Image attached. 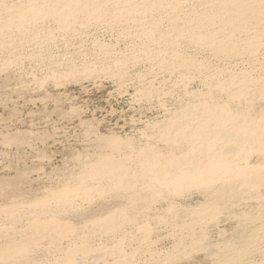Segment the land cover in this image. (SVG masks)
<instances>
[{
    "label": "rangeland",
    "instance_id": "1",
    "mask_svg": "<svg viewBox=\"0 0 264 264\" xmlns=\"http://www.w3.org/2000/svg\"><path fill=\"white\" fill-rule=\"evenodd\" d=\"M62 1L0 0V264H218L236 250L240 257L233 264H264V232L257 228L264 178L251 185L237 173L245 167L248 175L258 170L264 177V147L244 143L238 157L224 155L225 162L221 157L217 163L230 170H216L213 177L202 172L189 186L156 188L134 177L143 159L178 157L198 147L192 135L206 125L198 123L204 106L217 104L262 127L264 41L227 55L189 39L203 31L194 23L205 9L217 11V0L176 6L173 0H96L101 12L92 20L83 12L68 25L48 14L40 20L28 15L23 29L13 27L30 5L75 9ZM6 21L11 27L3 26ZM213 21L206 31L218 29V18ZM188 28L194 30L188 34ZM237 33L230 41L240 45L244 37ZM102 158L120 163L127 182L116 187L107 174L96 175ZM117 210L110 224L105 216ZM82 244L84 251L76 248ZM24 247V255L15 257ZM95 248L103 254L98 260Z\"/></svg>",
    "mask_w": 264,
    "mask_h": 264
},
{
    "label": "bare ground",
    "instance_id": "2",
    "mask_svg": "<svg viewBox=\"0 0 264 264\" xmlns=\"http://www.w3.org/2000/svg\"><path fill=\"white\" fill-rule=\"evenodd\" d=\"M62 1V0H61ZM65 1V0H64ZM64 1H62V5L66 2V4L67 3H73L76 7H75V9L74 8H72V9H74V10H71V9H68V7L66 6V4H65V6L64 7H67V8H65L64 10L63 9H61V11L59 10V11H57L58 9L57 8H59L58 6H57V10H50V11H48V10H42V9H40L39 7H36V5H30V6H28V8L27 9H24L23 11L21 10L20 11V17H21V19H20V17L18 18V19H20L19 21H18V23H16L13 27H15V28H17V29H15V30H18V29H23V27H25V24H24V22L26 21H24V19L28 16V15H33V16H35L36 18H40L41 19V17L40 16H42L43 17V15H44V17H45V15L46 14H48V15H51L50 17H54L55 19H58V21H61L64 25H68L69 24V20H72L71 18L73 17L74 18V14H77V13H75V12H83V14H85L86 16H87V19L88 20H92V19H94L100 12H101V7H100V5H98V3L96 2V0H91L89 3H86V1L85 0H81V1H78V0H68V2H67V0L64 2ZM128 1V0H127ZM158 1V0H157ZM166 1V0H165ZM181 0H173V2H172V4L174 5V6H176V4H179V2H180ZM186 1V0H185ZM207 1V0H206ZM213 1V0H212ZM211 1V2H212ZM64 2V3H63ZM145 2V1H144ZM147 2V1H146ZM145 2V3H146ZM156 2V1H155ZM162 2V1H161ZM159 3V4H161L162 5V3ZM164 2V1H163ZM190 2V1H189ZM201 2V1H200ZM215 2V1H214ZM217 11H215L214 13H211V12H207L206 11V9H205V12H203V10H202V12L205 14H203L205 17L201 20V19H199L198 21H196L195 23H194V25H195V27H197V26H199V28L200 29H203V33L201 32H193V33H191V31L192 30H194V28L190 31V29L188 30V31H190V32H188V34L189 33H191L190 35L191 36H189V39L192 37V41L194 42V40H195V42H201V41H205V43L206 44H212L211 46H212V48L213 49H211V50H214V51H216L217 53L218 52H220V53H224V54H227V55H237L238 53H240V51H241V49L243 50L244 48H246V49H248V51L249 50H255L256 48H258L259 47V45H261V41L263 42L264 41V0H217ZM56 3V2H55ZM100 3V2H99ZM145 3H144V5H145ZM149 3V2H148ZM151 3V2H150ZM152 3H153V1H152ZM183 3V2H182ZM206 3V2H205ZM132 4V3H131ZM156 4H158V3H156ZM167 4V3H166ZM203 4V3H202ZM72 5V4H71ZM70 5V6H71ZM143 5V4H142ZM141 5V6H142ZM148 5V6H147ZM153 5H154V3H153ZM160 5V6H161ZM197 5V4H196ZM68 6H69V4H68ZM70 6H69V8H70ZM146 6V7H145ZM144 7L146 8L145 10H147V8H151L150 6H149V4H146ZM159 6V7H160ZM163 6V5H162ZM73 7V6H72ZM116 7V6H115ZM114 7V8H115ZM154 7H155V5H154ZM207 7V6H206ZM62 8V7H61ZM136 8V7H135ZM143 8V7H142ZM213 8V7H212ZM216 8V7H215ZM214 8V9H215ZM53 9V8H52ZM139 9V8H138ZM163 9V8H162ZM178 9V8H177ZM182 9V8H181ZM116 10V9H115ZM132 10V9H131ZM134 10V9H133ZM143 10H144V8H143ZM170 10V9H169ZM137 11V10H136ZM155 11V10H154ZM160 11V10H159ZM112 12V11H111ZM138 13V12H137ZM143 13V12H142ZM190 14V13H189ZM195 14V13H194ZM197 14V13H196ZM79 15V14H78ZM139 15V14H138ZM192 15V14H191ZM202 15V14H201ZM202 15V16H203ZM76 16V15H75ZM29 17V16H28ZM31 17V16H30ZM138 17H140V16H138ZM172 17V16H171ZM36 18H34V19H36ZM172 18H174V17H172ZM193 18V17H192ZM217 19L218 18V20H219V27H217L218 29L216 30V29H214V31H206L205 30V28H208L207 26H209L210 24H212V21L214 20V19ZM27 19V18H26ZM31 19H32V17H31ZM31 19H30V21H31ZM33 19V20H34ZM39 19V20H40ZM8 20V19H7ZM29 20V19H28ZM142 20V19H141ZM176 20V19H175ZM195 20H197V19H195ZM194 20V21H195ZM151 21V20H150ZM188 21V20H187ZM1 22V21H0ZM34 21H32V23H33ZM92 22V21H91ZM214 22V21H213ZM217 22V21H216ZM12 23H13V21H12ZM56 23V22H55ZM77 23V22H76ZM217 23V24H218ZM0 24H2V23H0ZM11 24V23H10ZM9 23H7V21L5 22V23H3V26H6V28L8 27H11V25H10ZM14 24V23H13ZM28 24V23H27ZM93 24V23H92ZM211 26V25H210ZM60 27H61V25H60ZM68 27V26H67ZM150 27V26H149ZM185 27V26H184ZM38 28V27H37ZM198 28V29H199ZM4 29V28H3ZM11 29V28H10ZM71 29V28H70ZM179 29H181V28H179ZM195 29H197V28H195ZM199 29V30H200ZM6 30H9V29H6ZM13 30H14V28H13ZM183 30V29H182ZM178 31H180L181 32V30H178ZM185 31H187V30H185ZM196 31V30H195ZM21 32V31H20ZM235 32L237 33H240V34H242L243 35V37H244V40H243V42L241 41V43L242 44H234V43H232L231 41H230V39L234 36L233 34H235ZM143 33V32H142ZM149 33V32H148ZM184 33V32H183ZM237 33V34H238ZM151 35V37H149V38H153L154 37V34H152V32L150 33ZM181 34V33H180ZM184 34H186V32L184 33ZM187 34V35H188ZM144 34H142V36H143ZM178 35V34H177ZM186 35V36H187ZM184 36V35H183ZM238 36H239V34H238ZM170 37H173V36H170ZM178 37V36H177ZM219 37L221 38V37H225L227 40H224V39H222V40H220L219 39ZM237 37V36H236ZM169 38V37H168ZM234 39V38H233ZM155 40V39H154ZM173 40V39H172ZM240 40V39H239ZM188 41V40H187ZM208 43H207V42ZM151 42V41H150ZM156 42V41H155ZM163 42V41H162ZM190 42V41H189ZM171 43V42H170ZM238 43H239V41H238ZM173 44V43H172ZM167 45V44H166ZM174 45V44H173ZM195 45V44H194ZM202 45V44H201ZM264 45V44H263ZM200 46V45H199ZM210 46V47H211ZM201 47V46H200ZM210 49V48H209ZM213 51V52H214ZM242 52V51H241ZM244 52H245V50H244ZM243 52V53H244ZM219 53V54H220ZM250 53V52H249ZM251 53H253V52H251ZM222 55V54H221ZM175 56V55H174ZM179 56V55H178ZM225 56V55H224ZM226 57V56H225ZM179 58H180V56H179ZM185 62H187V61H185ZM184 63V62H183ZM188 64V63H187ZM186 65V64H185ZM189 65V64H188ZM187 66V65H186ZM245 86V85H244ZM241 87V86H240ZM262 89V88H261ZM260 89V90H261ZM233 90V89H232ZM264 90V89H263ZM241 91V90H240ZM230 93H232V92H230ZM238 93H240V92H238ZM237 93V94H238ZM244 93V92H243ZM260 93V92H259ZM236 94V95H237ZM231 95V94H230ZM240 95H242V94H240ZM232 96H234V94L232 95ZM239 97V96H238ZM231 98V97H230ZM229 98V99H230ZM234 98V97H233ZM237 98V97H236ZM232 99V98H231ZM238 99V98H237ZM236 99V100H237ZM241 103V102H240ZM194 104H196V103H194ZM204 104V103H203ZM202 104V105H203ZM212 105V104H211ZM210 105V106H211ZM217 105V104H216ZM216 105L214 106V107H206V106H204V107H202L201 109H203L202 110V113H201V111L199 112V113H201L200 115H202V120L200 121V122H198L199 124L201 123H203L202 121L204 120V122H206V125L205 124H203V125H201L200 127H198V130L196 131V132H194L193 133V135H192V137L195 139V141L194 142H197L198 141V143H196V144H199L198 145V147L196 146V144H195V148L197 149H200V151L198 152L196 149L194 150V151H192L193 149H192V147H190V150L187 152V153H182V155H179L178 154V157H177V155H176V157H173V155H172V157L170 156V157H164V158H166L165 160H164V158H163V160H161V159H155V160H153L154 158H156V157H154V156H156V155H154V156H152L151 155V157H154L153 159L152 158H150L151 160H142L141 161V163H139L138 165H139V167H138V169H141V172H139V173H134L135 174V176H134V174H132L138 181H139V178H141V180L143 179L144 180V182H145V184H147L148 183V185H153L154 187H156V186H160V188H167V187H170V186H173V185H176V183H178V182H182L181 184H185V182L187 183H191V182H195L196 181V177H198L199 178V176L201 177V173L202 172H208V173H210L211 175H209V177H213V175H214V173L215 172H217V171H219V170H225V171H228V170H230L231 168H229V167H227L226 165H224L223 167L221 166V165H219V164H217L220 160H221V157L223 158V156L224 155H227V156H229L230 154L231 155H234V157L236 156L235 154H237L236 152L237 151H239V150H241L240 149V146H243L244 147V143H247L249 146L250 145H252L251 147L253 148L254 146L256 147H260L261 149H263L262 147H264V121L261 123V125L260 126H262V127H258V126H256V125H254V123L256 124L257 122H253L252 121V124H248L247 125V121L246 122H241V121H239L238 119L240 118H238L237 116L236 117H234L233 116V114H229L228 113V110L227 109H225V110H227V112H224V109L222 110V109H220V108H218V106L216 107ZM219 106H221V105H219ZM224 106V107H223ZM199 107H201V104L199 105ZM222 108H225L226 106L225 105H222L221 106ZM192 108V107H191ZM190 108V109H191ZM190 109H189V111L187 110V112L189 113V112H191L190 111ZM194 109H198V105H197V107L195 106L194 107ZM201 109H199V110H201ZM260 109V108H259ZM192 110V109H191ZM198 111V110H197ZM186 112V111H185ZM187 112H186V115H187ZM196 112V111H195ZM232 112V111H231ZM191 113H193V115H195L194 114V112H191ZM263 114V113H262ZM185 115V116H186ZM190 115V114H189ZM198 115V116H197ZM196 116L200 119V115L199 114H197ZM180 116H183V114L181 115L180 114ZM260 116V115H259ZM179 117V116H178ZM191 117V116H190ZM189 117V118H190ZM196 117V118H197ZM247 117V116H246ZM188 118V117H187ZM195 118V117H194ZM194 118H192V119H194ZM195 118V119H196ZM248 118V117H247ZM257 118V117H256ZM185 119V118H184ZM183 119V120H184ZM242 120L244 119V118H241ZM240 119V120H241ZM254 119V118H253ZM182 119H181V122H184ZM186 120V119H185ZM240 122H238V121ZM178 121H179V119H178ZM189 121V120H188ZM196 121V120H195ZM233 121H235V122H233ZM173 122V121H172ZM171 122V123H172ZM190 123H191V120L189 121ZM213 123V124H211L210 125V123ZM250 122V120H248V123ZM178 123H180V122H178ZM186 123V122H185ZM184 123V124H185ZM188 123V122H187ZM186 123V124H187ZM196 123V122H195ZM234 123H236V125H234ZM243 123H246V125H242ZM251 123V122H250ZM177 124V123H176ZM174 125V123H173V126H178V125ZM197 124V123H196ZM207 124L208 125H210L211 127H209V126H207ZM214 124H219V125H217V126H215ZM234 126H233V125ZM194 125V124H193ZM212 125H214V126H212ZM173 126H172V128H173ZM180 126L182 127V125L180 124ZM184 126V125H183ZM188 126H189V124H188ZM204 126H207V127H203ZM191 127V126H190ZM194 127H195V125H194ZM193 127V128H194ZM177 127H175V129H176ZM178 128H179V131H178ZM178 128H177V132L179 133L180 132V127L178 126ZM185 128L186 127H183V129L182 130H184L185 131ZM197 128V127H196ZM171 129V128H170ZM174 129V130H175ZM190 129V128H189ZM195 130V129H194ZM194 130H192V131H194ZM172 131V130H171ZM171 131H170V134H171ZM183 131V132H184ZM189 132H190V130H188ZM188 131H187V128H186V132L188 133ZM191 131V132H192ZM168 132V131H167ZM175 132V131H174ZM173 132V133H174ZM177 132H175V133H177ZM177 133V134H178ZM167 134V133H166ZM184 134V133H183ZM190 134V133H189ZM164 135V134H163ZM174 135H176V134H174ZM180 135V134H179ZM178 135V137H180ZM165 136V135H164ZM186 136H188V135H186ZM185 136V134H184V137H186ZM166 137V139L167 138H169L168 137V134H167V136H165ZM172 137H175V136H172ZM183 137V138H184ZM190 137V139L192 138L191 136H189ZM188 137V138H189ZM171 138V137H170ZM169 138V139H170ZM177 138V137H176ZM182 138V137H181ZM182 138V139H183ZM165 139V138H164ZM173 139V138H172ZM171 139V140H172ZM185 139H187V138H185ZM115 144L116 143H118L117 142V139L114 141L113 139H111ZM173 140H175V139H173ZM184 140V139H183ZM189 140V139H188ZM218 140H220V142H221V144L220 145H218V144H216L215 145V143L218 141ZM176 141V140H175ZM187 141V140H186ZM192 141V140H191ZM191 141H189V142H191ZM219 141H218V143H220ZM193 143V142H192ZM242 143H243V145H242ZM171 144V143H170ZM253 144H255V145H253ZM187 145V144H186ZM193 145V144H192ZM218 145V146H217ZM185 146V145H184ZM248 147V146H247ZM247 147H245V148H247ZM257 147H256V149H257ZM259 148V149H260ZM182 149V148H181ZM250 149V148H249ZM197 151V152H196ZM246 151V150H245ZM241 152V151H240ZM244 153V152H243ZM162 155V154H161ZM239 155V154H238ZM164 156V155H163ZM162 156V157H163ZM200 156V157H199ZM227 156H225V157H227ZM148 157H150V156H148ZM236 157H238V156H236ZM244 157V156H243ZM145 158V157H144ZM253 158V157H252ZM145 159H149V158H145ZM225 159H227V158H225ZM225 159L223 158V160H222V163H223V161L225 162ZM244 159V158H243ZM232 160V159H231ZM114 161V160H113ZM161 161H163V162H161ZM239 161H240V159H239ZM244 161H246V160H244ZM246 162H248V161H246ZM95 163H97L95 166V168L93 169V167H92V169H93V171L94 170H96V171H94L95 173L97 172L98 174H96V175H101V174H107L108 175V177H110V178H113L114 179V183H115V185L116 184H122L123 182H127V180L126 179H124L123 180V178H125V177H123V173H121L122 174V176H121V174H120V171L121 170H124L123 169V167H120L121 165H119L120 163H118V165L115 163V162H112L111 161V159H109V158H105V159H99L97 162H95ZM246 164H248V163H246ZM124 165V164H123ZM122 165V166H123ZM233 165V164H232ZM231 165V166H232ZM236 165V164H235ZM244 165V164H243ZM249 166V165H248ZM222 167V168H221ZM240 167V166H239ZM252 167V166H251ZM241 168V167H240ZM237 169L238 170H242V169H246L245 167L244 168H242V169H239L238 167H237ZM217 170V171H216ZM233 170V169H232ZM92 171V172H93ZM215 171V172H214ZM223 171L221 172V173H223ZM237 171V170H236ZM236 171H234V172H236ZM240 171H237V173L238 174H242V177L245 179V180H243V182L245 181V182H250V184L252 185V184H255L256 185V183L258 184V182H259V184L260 183H262L263 181V173H259V171L258 170H256V175H254L253 173L251 174V175H248L247 173H245V170L243 171L242 170V172H240ZM262 171V170H261ZM122 172H125V171H122ZM229 172H231V171H229ZM246 172H247V170H246ZM253 172V171H252ZM133 173V172H132ZM220 173V174H221ZM250 173V172H249ZM228 174V173H227ZM230 174V173H229ZM236 174V173H235ZM99 175V176H100ZM125 175H127V174H125ZM206 175V174H205ZM231 175V174H230ZM98 176V177H99ZM105 176V175H104ZM208 176V175H207ZM226 176V175H225ZM134 177H133V179H134ZM209 177H208V180H209ZM220 177V176H219ZM234 177V176H233ZM127 178H128V175H127ZM207 178V177H206ZM230 178V177H229ZM132 179V178H131ZM132 179V180H133ZM219 179V178H218ZM223 179V178H222ZM232 179V178H231ZM112 180V179H111ZM135 180V179H134ZM133 180V181H134ZM142 180V181H143ZM198 180V179H197ZM199 180H201V178L199 179ZM207 180V179H206ZM213 180V179H212ZM225 180V179H224ZM247 180V181H246ZM238 181V180H237ZM241 181V180H240ZM239 181V182H240ZM134 182H136V181H134ZM141 182V181H140ZM139 182V183H140ZM208 182V181H207ZM206 182V183H207ZM220 182V181H219ZM222 182V181H221ZM226 182H229L228 180L226 181ZM247 182V183H248ZM180 183H179V188H180ZM188 183H187V185H188ZM199 183V182H198ZM205 183V182H204ZM209 183V182H208ZM224 183H225V181H224ZM236 183V182H235ZM112 184V183H111ZM223 184V183H222ZM118 185H116V187L118 186ZM136 185V184H135ZM254 185V186H255ZM112 186H114V185H112ZM189 186V185H188ZM223 186V185H222ZM225 186H227V184L225 185ZM184 187H186L185 185H184ZM214 187V186H213ZM238 187V186H237ZM257 187V186H256ZM260 187V186H259ZM258 187V188H259ZM157 188V187H156ZM226 188V187H225ZM225 188H223V189H225ZM230 188H231V184H230ZM234 187H233V184H232V189H231V191L233 190H235V189H233ZM252 188H253V186H252ZM169 189H171V187L169 188ZM207 189V188H206ZM216 189V188H215ZM226 189H228V188H226ZM241 189V188H240ZM251 189V188H250ZM257 189V188H256ZM149 190V189H148ZM156 190V189H155ZM212 190V189H211ZM237 190V189H236ZM248 190V189H247ZM209 191V190H208ZM230 191V190H229ZM232 191V192H233ZM211 192V191H210ZM217 192V191H216ZM235 192H237V191H235ZM242 192V191H241ZM263 192V191H262ZM209 193V192H208ZM220 193V192H219ZM224 193V192H223ZM226 193V192H225ZM221 195H222V192L220 193ZM228 194V193H227ZM208 195V194H207ZM217 195V194H216ZM65 196V195H64ZM259 196V195H258ZM67 197V196H66ZM68 198V197H67ZM212 198V197H211ZM221 198H222V196H221ZM240 198V197H239ZM262 198V197H261ZM69 199V198H68ZM223 199V198H222ZM222 199H220V200H222ZM240 200V199H239ZM264 203V202H263ZM262 204V203H261ZM202 205V204H201ZM248 205V204H247ZM209 206V205H208ZM257 206V205H256ZM260 206V205H259ZM201 208V207H200ZM203 208V207H202ZM186 209V208H185ZM204 209V208H203ZM257 209V208H256ZM202 210V209H201ZM201 210H199V211H201ZM198 211V212H199ZM45 212V211H44ZM119 212L121 213V211H115L114 213H110V214H108V215H106L105 216V219L106 220H108L109 222H110V224L111 223H114V219L119 215ZM194 212V211H193ZM190 213V212H189ZM196 213V212H195ZM202 213V212H201ZM198 214V213H197ZM259 214V213H258ZM43 215V214H42ZM200 215H202V214H200ZM199 215V216H200ZM203 215H204V213H203ZM202 215V216H203ZM38 216V215H37ZM46 217V216H45ZM196 217L197 218H199L197 215H196ZM262 218V221H261V223H258L259 225L257 226V228H258V230H262V232H264V216L262 215L261 216ZM196 218V219H197ZM195 218H194V220H196ZM202 219V218H201ZM15 220H18V219H15ZM36 220V219H35ZM48 220V219H47ZM51 221H53L52 219H50ZM49 220V222H51ZM199 220H200V218H199ZM34 221V220H33ZM44 221V220H43ZM39 221H37L36 223H38ZM46 222H48V221H45V223ZM197 222H199V221H197ZM44 222H42L41 224H40V222L38 223V224H40V225H42ZM44 223V224H45ZM59 223V222H58ZM57 223V224H58ZM32 225H33V223H31ZM37 224V225H38ZM52 224V222L50 223V226H52L51 225ZM55 224V223H54ZM196 224V223H195ZM36 225V224H35ZM37 225L34 227L35 229H36V227H37ZM46 225V224H45ZM255 225V224H254ZM39 226V225H38ZM47 226H49V223H48V225ZM60 226H61V224H60ZM40 228H41V226H39ZM53 227H55V226H53ZM58 228H60L61 229V227H59V226H57ZM56 227V228H57ZM47 228V227H46ZM49 228V227H48ZM47 228V229H48ZM111 228H112V226H111ZM43 229V228H42ZM41 229V230H42ZM37 230H38V228H37ZM56 230V229H55ZM62 230V229H61ZM60 230V231H61ZM47 231V230H46ZM57 231V230H56ZM42 232H44V230L42 231ZM261 233V232H260ZM189 234V233H188ZM257 234H259V233H255L253 236H257ZM251 235V234H250ZM260 238V237H259ZM236 239V238H235ZM260 239H262V241L264 242V236H262L261 235V238ZM247 241V240H246ZM254 241H256V240H254ZM253 241V242H254ZM260 244V243H259ZM13 246H15V245H13ZM89 246H90V244H89ZM94 246V245H93ZM16 247V246H15ZM22 247V246H21ZM27 247V246H26ZM26 247H24V248H22V249H18L17 250V252L15 251L13 254H15L16 256L15 257H20L21 255L23 256L24 255V253L26 252ZM84 247V248H83ZM85 247H87V246H85V244H82V245H79L78 247H76L77 249H79V250H81L82 248L83 249H85ZM234 247V246H233ZM75 248V249H76ZM81 248V249H80ZM82 249V250H83ZM237 249V248H236ZM14 250V249H13ZM88 250V249H87ZM240 250V249H239ZM245 250V249H244ZM1 251V250H0ZM84 251V250H83ZM257 251V250H256ZM264 251V250H263ZM3 252V251H2ZM93 252V254H94V260H98L103 254L101 253V250H99V249H97V248H95V250L94 251H92ZM230 252V251H229ZM7 253V252H6ZM72 253V252H71ZM224 253V252H223ZM242 253V252H241ZM91 254V253H90ZM109 254H110V252H109ZM1 256V255H0ZM71 256V255H70ZM240 257V253L236 250L235 251V253L232 255H228V257H225V258H223L221 261H218L217 263L218 264H226V262L227 261H230L231 262V264H233L232 262L236 259V257ZM3 257V256H2ZM4 258V257H3ZM9 258V257H8ZM71 258V257H70ZM251 258V257H250ZM260 258V257H259ZM14 259V258H13ZM116 259V258H115ZM114 259V260H115ZM20 260V259H19ZM1 261V260H0ZM237 262V261H236ZM263 262V261H262ZM261 262V263H262ZM1 263V262H0ZM92 263V262H91ZM113 263V262H112ZM241 263V262H240ZM260 263V264H261ZM71 264H84L83 263V261H82V259H79L78 261H76L75 263H71ZM94 264V263H93ZM110 264H111V262H110ZM211 264H212V261H211ZM238 264V263H237ZM250 264H251V262H250ZM257 264V263H256Z\"/></svg>",
    "mask_w": 264,
    "mask_h": 264
}]
</instances>
